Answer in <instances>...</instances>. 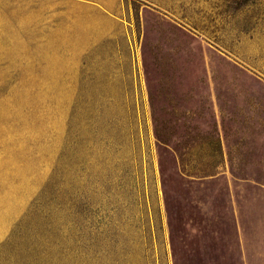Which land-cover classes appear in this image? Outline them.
I'll use <instances>...</instances> for the list:
<instances>
[{
  "label": "rangeland",
  "instance_id": "374dc122",
  "mask_svg": "<svg viewBox=\"0 0 264 264\" xmlns=\"http://www.w3.org/2000/svg\"><path fill=\"white\" fill-rule=\"evenodd\" d=\"M0 264H264V0H0Z\"/></svg>",
  "mask_w": 264,
  "mask_h": 264
}]
</instances>
